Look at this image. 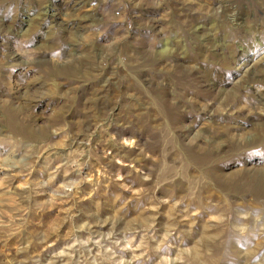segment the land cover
Instances as JSON below:
<instances>
[{"label": "rangeland", "instance_id": "rangeland-1", "mask_svg": "<svg viewBox=\"0 0 264 264\" xmlns=\"http://www.w3.org/2000/svg\"><path fill=\"white\" fill-rule=\"evenodd\" d=\"M257 172L264 0H0V264H264Z\"/></svg>", "mask_w": 264, "mask_h": 264}, {"label": "bare ground", "instance_id": "bare-ground-1", "mask_svg": "<svg viewBox=\"0 0 264 264\" xmlns=\"http://www.w3.org/2000/svg\"><path fill=\"white\" fill-rule=\"evenodd\" d=\"M82 3V2H81ZM262 172V171H261ZM251 179H245L243 180V186L242 185H237L236 184V187H237V190L239 191V189L241 188H245V189H248L250 187L249 183L252 181V180H255L257 178H259L258 182H259V187L257 188L259 191V193L257 194H254L253 197L255 198H259L261 196L264 197V173H254L251 175L250 177ZM226 179V178H225ZM218 186V185H217ZM235 186V184L233 185ZM242 186V187H241ZM232 190V189H231Z\"/></svg>", "mask_w": 264, "mask_h": 264}]
</instances>
